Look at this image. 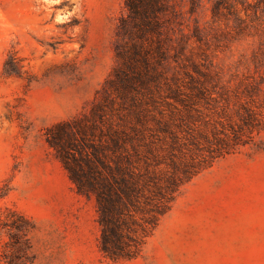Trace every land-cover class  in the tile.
Returning <instances> with one entry per match:
<instances>
[{"label":"rangeland","instance_id":"1","mask_svg":"<svg viewBox=\"0 0 264 264\" xmlns=\"http://www.w3.org/2000/svg\"><path fill=\"white\" fill-rule=\"evenodd\" d=\"M161 1L168 77L210 74L232 112L251 85L264 98V0ZM127 18L125 0H0V264L17 225L29 231L27 264H264V130L180 189L138 258L100 252L95 201L77 193L46 132L89 115Z\"/></svg>","mask_w":264,"mask_h":264},{"label":"trees","instance_id":"2","mask_svg":"<svg viewBox=\"0 0 264 264\" xmlns=\"http://www.w3.org/2000/svg\"><path fill=\"white\" fill-rule=\"evenodd\" d=\"M125 8L118 66L89 115L46 132L77 193L94 199L99 249L113 261L138 258L180 189L264 130L258 83L232 112L229 97L207 85L210 74L187 83L168 77L160 66L170 50V30L160 16L171 14L169 7L161 0H125ZM11 228L4 247L12 254L4 262L27 264L29 231Z\"/></svg>","mask_w":264,"mask_h":264}]
</instances>
